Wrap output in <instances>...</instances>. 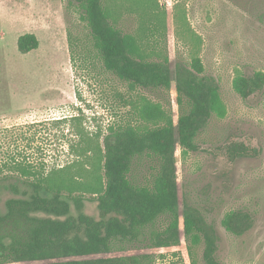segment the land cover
<instances>
[{"label": "rangeland", "instance_id": "rangeland-1", "mask_svg": "<svg viewBox=\"0 0 264 264\" xmlns=\"http://www.w3.org/2000/svg\"><path fill=\"white\" fill-rule=\"evenodd\" d=\"M141 1L145 8L133 5L138 0H105V5L124 33L138 34L144 28L149 42L159 43L169 56L173 69L199 56L206 74L218 81L227 108L225 118L214 115L199 133L196 152L177 148L181 211L190 205L214 226L221 264H264V89L244 100L233 87L239 73H264V0ZM152 6L167 13L166 38L163 32L158 38L151 35ZM24 34L37 37L38 49L19 52L17 42ZM141 93L161 100L157 94ZM138 97L104 69L73 0H0V158L13 150L14 135L24 133L28 139L21 150L25 147L31 157L42 151L47 171L61 168L76 159L69 145L78 139L71 123L56 120L80 116L86 132L106 135L110 127L139 123L134 108ZM176 97L173 88L175 121ZM233 142L257 150L258 156L230 161L226 147ZM145 166L137 172L142 182L148 176ZM85 196V214L98 219L96 201ZM7 197L0 188V201ZM233 210L254 218L253 228L241 237L222 226ZM187 245L182 237L178 247L128 246L109 256L152 254L154 264H191ZM202 253V245L195 248L197 264H204Z\"/></svg>", "mask_w": 264, "mask_h": 264}, {"label": "trees", "instance_id": "trees-1", "mask_svg": "<svg viewBox=\"0 0 264 264\" xmlns=\"http://www.w3.org/2000/svg\"><path fill=\"white\" fill-rule=\"evenodd\" d=\"M73 1L104 69L139 96L134 103L139 123L110 127L103 135L81 128L80 116L56 120V124L71 123L78 140L69 145V151L76 159L50 171L42 151L41 156L31 157L25 147L20 148L28 139L25 134L14 135L13 150L0 158V188L16 193L24 189L20 197L25 199H10L7 214L0 216V264H154L152 254L109 255L125 252L128 246L170 249L180 246L182 237L188 243L191 264H197L194 251L201 245L204 264H221L214 226L190 205L181 211L176 156L178 147L196 152V138L211 118L226 117L218 81L206 74L199 56L173 69L169 56L159 43L149 42L144 28L129 34L117 26L105 0ZM138 4L146 6L141 0L133 5ZM149 10L151 35L158 38L163 32L166 38L167 13L158 6ZM17 46L27 54L38 49L39 41L34 34H24ZM233 87L246 100L264 89V73H239ZM173 88L177 121L170 102ZM141 92L157 94L161 100L153 101ZM226 155L235 161L258 156V151L233 142L226 147ZM141 164L148 170L145 182L137 177ZM86 194L97 203L98 219L83 212ZM72 207L78 218L71 215ZM253 225L252 214L243 210L230 211L222 220L225 230L236 237ZM3 239L12 241L9 248L3 247ZM177 264H183L182 260Z\"/></svg>", "mask_w": 264, "mask_h": 264}, {"label": "flooded vegetation", "instance_id": "flooded-vegetation-1", "mask_svg": "<svg viewBox=\"0 0 264 264\" xmlns=\"http://www.w3.org/2000/svg\"><path fill=\"white\" fill-rule=\"evenodd\" d=\"M2 189H4L7 192L8 197L6 199H4L3 201H0V216L1 217L5 216L7 214V212H6V203L10 199H12V198L13 199L14 198L15 199H19V198L25 199L23 197H20V195H24L25 194V190L24 189L19 190L20 192H17V193L12 191L11 189H6V188H2ZM83 212H84V210H83ZM71 215L76 217V218H78L79 214H78V211L76 210L75 207H72ZM93 218H95V217H93ZM95 219H97V218H95ZM1 242H2L4 248H9L11 246V244H12V241L11 240H7V239H3ZM0 254H1V252H0ZM6 264H34V263H32V262H21L20 261V262L6 263Z\"/></svg>", "mask_w": 264, "mask_h": 264}]
</instances>
